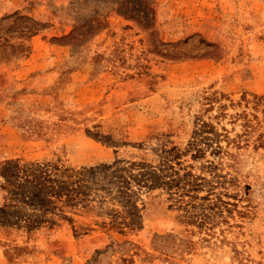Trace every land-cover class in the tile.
Instances as JSON below:
<instances>
[{
	"label": "rangeland",
	"instance_id": "374dc122",
	"mask_svg": "<svg viewBox=\"0 0 264 264\" xmlns=\"http://www.w3.org/2000/svg\"><path fill=\"white\" fill-rule=\"evenodd\" d=\"M16 159L183 189L0 226V264H264V0H0V206Z\"/></svg>",
	"mask_w": 264,
	"mask_h": 264
},
{
	"label": "trees",
	"instance_id": "16d2710c",
	"mask_svg": "<svg viewBox=\"0 0 264 264\" xmlns=\"http://www.w3.org/2000/svg\"><path fill=\"white\" fill-rule=\"evenodd\" d=\"M172 161L164 160L156 167L123 160L76 170L49 162L10 160L2 170L1 188L11 198L0 206V226L31 232L49 216H67L65 209L91 210L89 203L99 202L119 206L121 211L112 210L117 219L113 227L120 223L118 219L123 220L124 227H131L132 218L137 216L132 185L148 191L167 187L176 194L183 189L175 166H169Z\"/></svg>",
	"mask_w": 264,
	"mask_h": 264
}]
</instances>
